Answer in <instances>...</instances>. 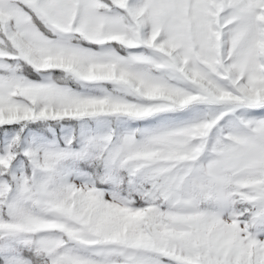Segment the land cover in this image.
<instances>
[{
  "label": "snow or ice",
  "instance_id": "6c2138e0",
  "mask_svg": "<svg viewBox=\"0 0 264 264\" xmlns=\"http://www.w3.org/2000/svg\"><path fill=\"white\" fill-rule=\"evenodd\" d=\"M0 264H264V0H0Z\"/></svg>",
  "mask_w": 264,
  "mask_h": 264
}]
</instances>
